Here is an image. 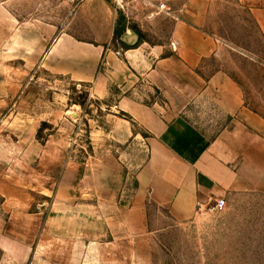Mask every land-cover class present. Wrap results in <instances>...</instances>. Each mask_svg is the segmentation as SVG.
Wrapping results in <instances>:
<instances>
[{"label":"crops","instance_id":"obj_1","mask_svg":"<svg viewBox=\"0 0 264 264\" xmlns=\"http://www.w3.org/2000/svg\"><path fill=\"white\" fill-rule=\"evenodd\" d=\"M167 6L148 19L172 22L168 42L136 39L132 48L113 50L116 16L104 0H87L73 17L84 25L87 19L90 40L60 30L53 17L40 18L38 0H0V264H154L149 204L182 225L210 201L264 195V117L246 106L233 76L241 62L232 59H249L253 68L262 63L212 25L223 12L234 13L238 24L235 14L244 11L264 40V0H167ZM39 71L92 84L101 100L111 85L128 93L141 80L160 92L165 107L129 97L116 104L149 135L129 207H118L117 193L103 194L102 176L95 174L92 185L91 175L72 171L63 136L38 140L40 122L54 123L56 114H33L39 112L29 108L32 86L51 92L45 113H65L55 110L59 102L63 111L70 108L66 92L56 93ZM201 97L232 118L215 138L182 115Z\"/></svg>","mask_w":264,"mask_h":264},{"label":"rangeland","instance_id":"obj_2","mask_svg":"<svg viewBox=\"0 0 264 264\" xmlns=\"http://www.w3.org/2000/svg\"><path fill=\"white\" fill-rule=\"evenodd\" d=\"M104 1L116 16L111 49L132 48L130 46L136 43L134 35L137 42L145 40L157 44L169 41L171 21L148 19L149 12L139 4L126 11H116L109 1ZM81 6H72L66 0H38V15L40 18L53 17L60 30L66 29L78 38L90 40L93 29L86 25L87 19L83 21L85 25L72 21ZM233 15L229 12L215 15L213 29L227 42L246 51V56L262 63L253 68L249 59H232L233 63L241 62L240 72L233 76L242 85L246 106L264 117V40L246 12L237 11L235 14L241 24L232 20ZM129 37L132 40H127ZM207 66L212 69L215 63L207 62ZM37 76L56 84V93L62 94L63 89L70 106L69 109L65 106L63 111L60 102L55 103V110L65 113H45L51 92L32 86L30 96L33 103L29 108L39 112L33 114H51V118L56 114L52 118L54 123L40 122L38 140L44 142L52 135L63 136L70 143L72 171L91 175L92 185L95 174L102 176L103 194L110 196L115 192L119 195L118 207H129L136 196V174L148 157L146 138L149 135L129 114L120 112L116 104L121 98L129 97L145 106L159 103L165 107L160 92L141 80L135 90L128 93L111 85L110 96L101 100L92 95V84L74 83L66 77L43 71ZM182 115L208 138H215L232 124V118L222 113L207 97L190 103ZM224 199L227 206L223 211L200 212L191 223L182 225L175 224L167 212L149 204L153 263L264 264V195L242 193Z\"/></svg>","mask_w":264,"mask_h":264},{"label":"built area","instance_id":"obj_3","mask_svg":"<svg viewBox=\"0 0 264 264\" xmlns=\"http://www.w3.org/2000/svg\"><path fill=\"white\" fill-rule=\"evenodd\" d=\"M70 5L79 7L83 5L87 0H66ZM109 1L116 11H126L130 6L139 4L149 12V17L154 14H163L168 12L167 0H107ZM119 54V53H118ZM226 207V200L224 198L217 199L216 201H210L205 207L206 212H218L222 211Z\"/></svg>","mask_w":264,"mask_h":264},{"label":"water","instance_id":"obj_4","mask_svg":"<svg viewBox=\"0 0 264 264\" xmlns=\"http://www.w3.org/2000/svg\"><path fill=\"white\" fill-rule=\"evenodd\" d=\"M135 38H136V37H135ZM135 38H134V40H136ZM130 40H132V39H130Z\"/></svg>","mask_w":264,"mask_h":264}]
</instances>
